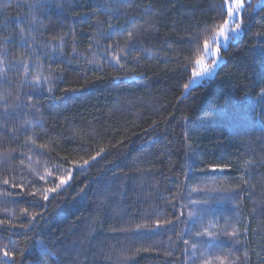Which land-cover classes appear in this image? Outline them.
<instances>
[{"label":"trees","instance_id":"16d2710c","mask_svg":"<svg viewBox=\"0 0 264 264\" xmlns=\"http://www.w3.org/2000/svg\"><path fill=\"white\" fill-rule=\"evenodd\" d=\"M226 18L224 0H0V264H204L232 242L225 264H264V4L184 92Z\"/></svg>","mask_w":264,"mask_h":264},{"label":"rangeland","instance_id":"374dc122","mask_svg":"<svg viewBox=\"0 0 264 264\" xmlns=\"http://www.w3.org/2000/svg\"><path fill=\"white\" fill-rule=\"evenodd\" d=\"M247 3L252 4L254 8H258L262 4H264V0H244V6ZM231 4H232V0H229V3L227 5L225 4L226 9ZM243 8H241L239 12L234 13V17L230 18L227 15L226 20H229V26L225 30L224 36H219V35L214 36V34L213 36H211V38L208 41V49L204 48L203 54L194 61L192 75H191L189 82L187 83L188 87L187 88L184 87L185 93L191 87L202 82L203 79L211 78L215 74L218 66L223 61L222 55L220 54L219 50L217 51V49H220V47H225L230 40L236 39L242 33V27L240 25V18H241V12ZM236 24H239V28L236 31H232V29L236 28ZM197 61H200V63H197ZM205 69H207V71H205ZM191 206H195V204L193 203ZM232 247H233L232 250L227 251L226 253L228 254L229 258L228 259L226 257L223 258L226 261L225 263L234 262L239 258V255H241L240 251L237 249L238 248L237 245L233 242H232ZM202 253L204 256L207 255V259L205 261H211L212 264H220V262H216V259L219 256H217L215 250H209V249L206 250V247H202ZM199 261L200 263L202 262L201 256H199Z\"/></svg>","mask_w":264,"mask_h":264},{"label":"snow or ice","instance_id":"6c2138e0","mask_svg":"<svg viewBox=\"0 0 264 264\" xmlns=\"http://www.w3.org/2000/svg\"><path fill=\"white\" fill-rule=\"evenodd\" d=\"M224 3L227 5L229 3V0H224ZM244 7V0H232V4L230 6H228L227 8V15L231 18L234 17V13L239 12L241 8ZM229 26V20H225L223 25L219 26L218 29L216 30V32L214 33L215 35H219V36H224L225 34V30L228 28ZM239 28V24H236V28L232 29V31H236ZM129 36H131V33H129ZM204 48L208 49V38H205L204 40ZM219 49H217L218 51ZM197 63H200V61H197ZM205 71H207V69H205ZM188 85H185V88H187ZM103 151V149L101 150ZM97 155H99V153H97ZM93 159H95V157H93ZM85 164L88 163V161H84ZM71 177L69 176L68 179H70ZM41 179H43V177H41ZM5 183H7V181H4ZM67 183V180L64 178H60V183L57 185V187H60V185H63ZM51 191H55L54 189H51ZM45 199H47V196H45ZM232 236H236V230L234 229L233 232L230 234ZM238 242V241H237ZM195 247V246H193ZM5 256H8L9 253L8 252H4ZM245 255H247L245 253ZM217 259L220 261V264H224V259L221 257H217ZM205 264H212L211 261H205Z\"/></svg>","mask_w":264,"mask_h":264}]
</instances>
